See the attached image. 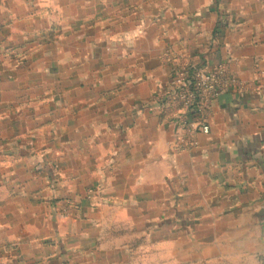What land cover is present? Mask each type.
Instances as JSON below:
<instances>
[{
	"label": "crops",
	"instance_id": "crops-1",
	"mask_svg": "<svg viewBox=\"0 0 264 264\" xmlns=\"http://www.w3.org/2000/svg\"><path fill=\"white\" fill-rule=\"evenodd\" d=\"M262 12L0 0V264H264ZM173 56L244 84L190 151L151 101Z\"/></svg>",
	"mask_w": 264,
	"mask_h": 264
},
{
	"label": "built area",
	"instance_id": "built-area-1",
	"mask_svg": "<svg viewBox=\"0 0 264 264\" xmlns=\"http://www.w3.org/2000/svg\"><path fill=\"white\" fill-rule=\"evenodd\" d=\"M169 60L170 83L153 94L152 104L161 118L176 126L179 148L190 151L197 147L199 135L209 134L208 115L217 98L242 91L244 84L231 72L228 62L199 66L183 56ZM257 74L260 77L262 73Z\"/></svg>",
	"mask_w": 264,
	"mask_h": 264
},
{
	"label": "rangeland",
	"instance_id": "rangeland-1",
	"mask_svg": "<svg viewBox=\"0 0 264 264\" xmlns=\"http://www.w3.org/2000/svg\"><path fill=\"white\" fill-rule=\"evenodd\" d=\"M261 15H262V17L264 16V13L262 12L261 13ZM255 72H256V74H257V72H259V69L258 68H255ZM169 83H170V80H169ZM169 83H168V85H169ZM151 101H152V99H151ZM213 106V105H212ZM212 109V108H211ZM210 112H211V110H210ZM210 112H209V114H210ZM208 117H209V115H208Z\"/></svg>",
	"mask_w": 264,
	"mask_h": 264
}]
</instances>
